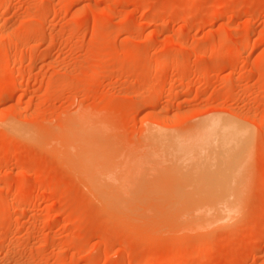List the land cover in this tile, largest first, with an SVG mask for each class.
<instances>
[{
	"label": "rangeland",
	"instance_id": "1",
	"mask_svg": "<svg viewBox=\"0 0 264 264\" xmlns=\"http://www.w3.org/2000/svg\"><path fill=\"white\" fill-rule=\"evenodd\" d=\"M0 264H264V0H0Z\"/></svg>",
	"mask_w": 264,
	"mask_h": 264
},
{
	"label": "bare ground",
	"instance_id": "2",
	"mask_svg": "<svg viewBox=\"0 0 264 264\" xmlns=\"http://www.w3.org/2000/svg\"><path fill=\"white\" fill-rule=\"evenodd\" d=\"M227 118V117H226ZM221 119V118H220ZM223 119L224 120H226L224 117H223ZM210 120V119H209ZM207 121V122H209V123H211L212 121V123L209 125V126H207L206 124V127H203V126H201V127H203L204 129H202L201 130V127H199L198 129V131L199 132H201L200 133V137L198 138V136L196 135V136H193L194 137V139L193 140H195V139H197L196 141H194L193 143H192V145H191V147H189L190 149H193V150H198V146H200V145H204L205 147H204V149H208L207 151H210V150H216V149H218V148H226V147H232V146H235V145H237V142L239 143V140L240 139H242L244 136H245V134L247 133L246 132V129L245 128H243L244 126L243 125H241V124H239V123H237V122H235L236 123V125L237 126H235V123L234 122H232L231 120H229V119H227L228 121H229V123L228 124H224V123H222V121H217L218 119H216V120H210V121ZM226 120V121H227ZM230 123H232V124H234V125H232V124H230ZM240 126V127H239ZM242 127V128H241ZM18 131H20V130H18ZM18 131L16 130V132H17V134H18ZM22 131V130H21ZM23 134H25V131H24V133ZM199 134V133H198ZM19 135H21V133L19 132ZM31 134H26V136H30ZM24 136V135H23ZM193 137H191V139L193 138ZM196 137V138H195ZM190 139V138H189ZM188 139V140H189ZM187 139H186V141H188ZM193 140H191V141H193ZM190 141V142H191ZM185 142V141H184ZM184 142H182V143H184ZM189 142V143H190ZM181 143V144H182ZM204 143V144H203ZM180 146H182V145H180ZM206 146H208V147H206ZM185 147V146H184ZM187 148H188V144H187ZM202 150V149H201ZM75 153V152H74ZM93 153V152H92ZM94 154V153H93ZM97 154V153H96ZM89 155H91L90 153H89ZM93 156V155H92ZM88 157V156H87ZM94 157H96V155L94 156ZM105 157V156H104ZM103 158V157H102ZM102 158H100V159H102ZM86 159H89V158H85V160H83V162L85 163L87 160ZM91 159V158H90ZM90 159H89V165L87 164L88 162H86V164H87V166L85 165V167H88V168H92V167H90L91 165V163H92V161L90 162ZM104 159V158H103ZM96 160V159H95ZM80 160H78V162H79ZM97 161V160H96ZM96 161H94L93 163H95ZM100 161V160H99ZM101 162V161H100ZM81 163V162H80ZM84 165V164H83ZM106 169V168H105ZM106 180V179H105ZM98 181H99V179L97 180V183H98ZM99 182H101V180L99 181ZM101 184V183H100ZM104 185V184H103ZM102 185V186H103ZM97 186V185H96ZM99 186V185H98ZM100 188H101V186H100ZM102 188H104V186L102 187ZM99 189V190H101V191H99V192H102V191H104L103 189ZM109 192V191H108ZM104 193V195H102V197H101V193H100V197L101 198H104L105 197V191L103 192ZM109 195V194H108ZM184 196V195H183ZM210 196V195H209ZM212 196V195H211ZM213 196L214 197H217L214 193H213ZM220 196V195H219ZM218 196V197H219ZM222 196V195H221ZM213 197V198H214ZM217 197V198H218ZM212 198V197H211ZM227 198L228 197H219L218 199H212V201L214 202V206H213V208L211 209V213L209 214V215H207L206 213L205 214H202V212H201V217L202 218H209L210 216L211 217H218V218H220L219 220H223V219H226L227 217H229L228 215H227V211L228 212H230V211H232L231 210V207H229L227 204H226V202H228V200H227ZM230 198V197H229ZM232 198V197H231ZM230 198V199H231ZM106 199V198H105ZM109 199V198H108ZM177 199V198H176ZM182 199V198H181ZM232 200V199H231ZM193 201H195V200H193ZM200 201V200H199ZM205 201H207V200H205ZM211 201V202H212ZM196 202V201H195ZM198 202V201H197ZM201 202V201H200ZM199 202V203H200ZM208 202V204H209V202L210 201H207ZM203 203H204V201H203ZM230 203H231V201H230ZM234 203V202H233ZM232 203V204H233ZM177 204V203H176ZM207 204V205H208ZM174 205V204H173ZM211 205H213V204H211ZM204 206V205H203ZM233 206V205H232ZM175 207H177V206H175ZM181 207V206H180ZM202 207V206H201ZM208 207V206H207ZM182 208V207H181ZM192 208V207H191ZM205 208H206V205H205ZM208 208H210V204H209V207ZM208 208H206V209H208ZM228 210H227V209ZM192 209H194V208H192ZM191 209V210H192ZM202 209V208H201ZM224 209H226V210H224ZM170 210H171V208H170ZM172 210H174V209H172ZM199 211H200V208L198 209ZM197 210V211H198ZM204 210V209H203ZM212 210H213V212H212ZM190 211V210H189ZM233 212H234V208H233ZM233 212H230V213H233ZM168 213H170V212H168ZM174 213V212H173ZM199 213V212H198ZM197 213V214H198ZM230 215V214H229ZM193 216H194V213H193ZM196 217V216H195ZM187 218H189L188 216H187ZM197 218H200V216L199 217H197ZM196 218V219H197ZM190 219V218H189ZM193 219V218H192ZM217 219V218H216ZM208 220V219H207ZM198 222V221H197ZM203 222V221H202ZM205 222V221H204ZM206 224V223H205ZM200 225H202V224H200ZM204 225V224H203Z\"/></svg>",
	"mask_w": 264,
	"mask_h": 264
}]
</instances>
